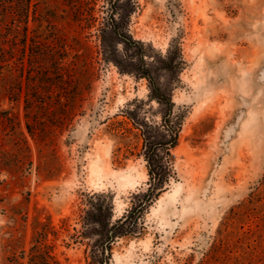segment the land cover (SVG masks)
Segmentation results:
<instances>
[{
  "label": "rangeland",
  "instance_id": "obj_1",
  "mask_svg": "<svg viewBox=\"0 0 264 264\" xmlns=\"http://www.w3.org/2000/svg\"><path fill=\"white\" fill-rule=\"evenodd\" d=\"M115 2L30 0L22 19V0H0V264L7 242L29 248L37 221L59 230L61 264H264L251 204L264 203V0ZM114 20L143 44L117 42ZM145 67L187 111L181 149L175 177L109 253L84 224L93 206L112 200L115 223L148 200L126 116L135 98L157 112Z\"/></svg>",
  "mask_w": 264,
  "mask_h": 264
},
{
  "label": "trees",
  "instance_id": "obj_2",
  "mask_svg": "<svg viewBox=\"0 0 264 264\" xmlns=\"http://www.w3.org/2000/svg\"><path fill=\"white\" fill-rule=\"evenodd\" d=\"M22 1L24 5L18 10V15L22 19H27L30 0ZM110 1L112 2L114 0ZM118 1L116 0V2ZM113 22L114 26L112 27L117 35V42L123 43L125 46L131 41L133 43L143 44V42L133 40L132 38L129 40L128 32L116 20ZM171 54L169 49L167 56L168 62H171ZM138 76L147 79L149 82L150 93L147 100L149 105L151 106L153 102L158 104L156 114L149 117L143 107L146 102L142 99L135 98L133 103L136 106L133 108L128 107L126 112L127 118L139 130L142 139L141 150L136 155L139 158H143L146 162L150 179L149 188L145 192V197L148 200L138 206H133L115 223L112 222V200L108 202L107 206H104V204H100L97 207L93 206L96 211L95 218L92 220L89 219L86 223L84 221L83 233L85 234L90 231L99 234L102 244L106 245L109 253H111L112 244L117 238L128 237L135 233L139 220L145 209L149 207L150 201L158 198L165 190L167 184L170 183L171 178L175 177L173 150L179 146L180 134L187 116L186 109L178 106L174 101L173 87L162 84L160 79L154 76L153 69L145 67L142 72L138 73ZM143 113L146 114L144 115ZM92 196H96V198H108L107 196L109 194L105 192L94 193ZM259 197L252 200L253 202L251 204L256 207L252 209L257 210L262 215L261 219L264 221V203L261 204ZM110 198L112 199V196ZM250 206L235 213L229 219L228 223H234V221L241 222L246 212H249ZM86 214L88 215L90 212L86 211ZM37 224L38 227L35 230L29 248L24 247L17 239H13L5 244V250L8 253L5 264H61L56 244V240L59 237V230L52 226L50 222L37 221ZM96 261L102 264H109L107 258H101V260Z\"/></svg>",
  "mask_w": 264,
  "mask_h": 264
},
{
  "label": "bare ground",
  "instance_id": "obj_3",
  "mask_svg": "<svg viewBox=\"0 0 264 264\" xmlns=\"http://www.w3.org/2000/svg\"><path fill=\"white\" fill-rule=\"evenodd\" d=\"M178 149H181V146H179ZM96 169H97V165L95 164V165L93 166V170L95 171ZM177 193H178V189H175V188H174L173 192H172V191H169V192H167L166 194H167V196H169L170 198H175L176 195H177ZM160 203H162V200H160Z\"/></svg>",
  "mask_w": 264,
  "mask_h": 264
}]
</instances>
